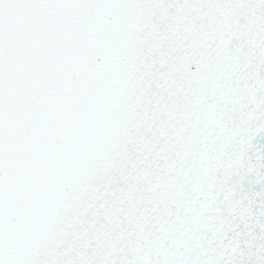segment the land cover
<instances>
[{
	"label": "snow or ice",
	"instance_id": "1",
	"mask_svg": "<svg viewBox=\"0 0 264 264\" xmlns=\"http://www.w3.org/2000/svg\"><path fill=\"white\" fill-rule=\"evenodd\" d=\"M0 264H264V0H0Z\"/></svg>",
	"mask_w": 264,
	"mask_h": 264
}]
</instances>
